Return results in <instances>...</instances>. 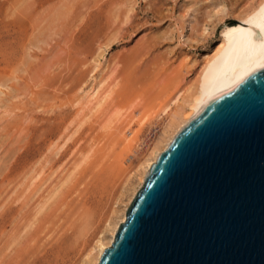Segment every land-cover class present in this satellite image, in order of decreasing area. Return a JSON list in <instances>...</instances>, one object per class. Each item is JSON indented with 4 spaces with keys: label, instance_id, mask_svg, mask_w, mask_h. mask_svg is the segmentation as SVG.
I'll return each mask as SVG.
<instances>
[{
    "label": "rangeland",
    "instance_id": "rangeland-1",
    "mask_svg": "<svg viewBox=\"0 0 264 264\" xmlns=\"http://www.w3.org/2000/svg\"><path fill=\"white\" fill-rule=\"evenodd\" d=\"M254 1L0 0V264L81 261L139 163L123 133L153 138Z\"/></svg>",
    "mask_w": 264,
    "mask_h": 264
},
{
    "label": "water",
    "instance_id": "water-1",
    "mask_svg": "<svg viewBox=\"0 0 264 264\" xmlns=\"http://www.w3.org/2000/svg\"><path fill=\"white\" fill-rule=\"evenodd\" d=\"M97 264H264V71L176 132Z\"/></svg>",
    "mask_w": 264,
    "mask_h": 264
},
{
    "label": "bare ground",
    "instance_id": "bare-ground-1",
    "mask_svg": "<svg viewBox=\"0 0 264 264\" xmlns=\"http://www.w3.org/2000/svg\"><path fill=\"white\" fill-rule=\"evenodd\" d=\"M236 16V22L224 25L220 43L204 60L195 83L177 90L155 113L156 132L153 138L141 145L133 130L123 133L122 142L126 143L131 152L124 162H131L135 157L139 163L132 168L124 183L122 182L123 190L120 198L118 197L121 206L117 205L111 209L102 228L92 238L80 264L98 263L102 252L111 245L118 227L125 220L126 209L142 186L146 172L176 132L216 94L264 71V0H255ZM105 90L101 92L98 89L91 95L97 96V106L102 105L108 96Z\"/></svg>",
    "mask_w": 264,
    "mask_h": 264
}]
</instances>
